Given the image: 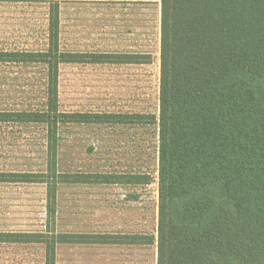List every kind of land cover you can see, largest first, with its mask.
Returning <instances> with one entry per match:
<instances>
[{"label":"trees","instance_id":"1","mask_svg":"<svg viewBox=\"0 0 264 264\" xmlns=\"http://www.w3.org/2000/svg\"><path fill=\"white\" fill-rule=\"evenodd\" d=\"M47 1V49L0 51V62L47 66L45 109L0 110L1 123L47 125V168L0 172V182L47 183L48 200L55 203L63 181L48 177L65 175L57 170L60 123L107 122L110 114L59 111L60 65L87 55L60 50V1ZM89 57L152 60L151 54ZM119 117L120 123L158 125L156 233L110 241L96 234L58 233L49 240L44 233L0 232V242H44L45 264H56L57 246L66 242L155 245L156 264H264V0H161L158 113ZM125 178L152 182L147 173Z\"/></svg>","mask_w":264,"mask_h":264},{"label":"rangeland","instance_id":"2","mask_svg":"<svg viewBox=\"0 0 264 264\" xmlns=\"http://www.w3.org/2000/svg\"><path fill=\"white\" fill-rule=\"evenodd\" d=\"M59 1L60 50L87 55L60 65L59 111L110 117L100 123H60L57 170L65 175L48 177L63 181L55 203L48 200L47 183L0 182V232L44 233L49 240L58 233L96 234L110 241L156 233L158 125L120 123L119 116L158 113L161 0ZM49 11L47 0H0V51L47 49ZM92 53L151 54L152 60L93 62ZM47 81L44 63L0 62V110L45 109ZM46 168L47 125L0 122V172L41 173ZM145 173L152 177L150 184L121 180ZM107 175L117 182H102ZM156 263L155 245L57 246L56 264ZM0 264H45V244L0 242Z\"/></svg>","mask_w":264,"mask_h":264}]
</instances>
